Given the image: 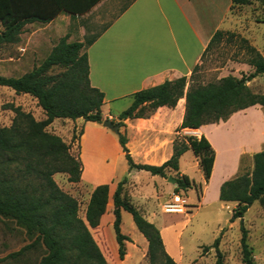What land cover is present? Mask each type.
Listing matches in <instances>:
<instances>
[{
    "label": "trees",
    "instance_id": "obj_1",
    "mask_svg": "<svg viewBox=\"0 0 264 264\" xmlns=\"http://www.w3.org/2000/svg\"><path fill=\"white\" fill-rule=\"evenodd\" d=\"M99 1L0 0V44H17L23 28L28 24H47L60 13L82 15ZM253 1L264 7V0H231L230 10L249 6ZM225 36L237 38L234 33L218 31L205 52ZM240 42L245 45L249 56L247 64L253 69L250 75L240 79L228 76L216 83L202 85L194 80L196 66L189 78L167 81L136 93L129 108L116 118L115 126L123 127L125 120L147 119L160 107L174 109L180 99H184L185 104L178 132L225 122L234 113L254 106L264 107V95L253 94L246 85L264 74V58L247 40L241 38ZM86 46L77 42L69 43L67 37L60 38L40 65L30 72L17 78L0 75V87L30 96L36 100L45 116L43 121H35L30 114L15 110L11 126L0 128V220L13 223L32 240L0 262L15 260L31 248H42L43 256L38 264H107L105 257L114 264L105 229L100 225L111 201L108 225L112 223L120 260L124 256V242L129 241L121 232V213L125 212L147 242L148 263L177 264L166 253L159 230L144 219L124 195L125 181L119 182L113 193H110L107 184L95 187L83 220L78 216L76 201L62 192L52 178L56 173H63L68 176L69 182L77 183L81 168L79 161L68 153V146L59 137L48 133L46 128L54 120L82 119L100 125L103 123L100 105L88 100L81 101L77 93L84 79V71L78 60ZM118 138L130 170L144 171L163 179L167 173H173L174 191L194 189L198 192L199 202L201 184L197 185L187 176H180L178 165L180 157L191 151L198 160L204 183H208L214 151L204 137L176 138L172 156L160 166L135 164L120 133ZM263 198L264 150L252 155L250 173L239 174L221 185L218 199L223 203L236 204L231 212L232 223L235 220L242 221L247 210ZM91 230L98 231L100 246L95 242ZM240 234L242 263L255 264L252 250L246 242L247 231L242 224ZM219 243L220 237L211 247L215 250V264H223Z\"/></svg>",
    "mask_w": 264,
    "mask_h": 264
},
{
    "label": "rangeland",
    "instance_id": "obj_2",
    "mask_svg": "<svg viewBox=\"0 0 264 264\" xmlns=\"http://www.w3.org/2000/svg\"><path fill=\"white\" fill-rule=\"evenodd\" d=\"M228 19L234 21L229 32L234 33L237 38L225 36L205 52L194 73V80L198 84L216 83L228 76L240 79L253 72L247 64L249 56L245 45L240 42L241 38L246 39L264 58V7L255 1L249 6L234 7ZM227 25L228 23L225 28ZM47 35L48 31H43L42 25H27L23 28L17 44H0V75L17 78L40 65L49 54L51 46L58 41L55 31L50 33V36ZM246 85L253 94L264 95V74ZM129 106L130 102L114 103L109 108L103 107V121L110 120L115 125L117 120L107 115L118 117ZM15 110L30 114L35 121L45 119L36 100L0 87V128L11 126ZM179 110L180 106L177 112ZM246 116V119L236 123L237 127L242 129L243 135L235 138L234 143L247 152L240 159L237 175L251 172V152L256 149L249 147L253 142L257 144L264 139L259 130L260 119L264 118V107L259 106ZM77 126L70 120H54L46 131L59 137L68 146L70 156L80 163L81 177L77 183L69 182L68 176L63 173L52 176L59 189L76 201L79 218L84 220L89 197L95 186L111 184L112 190H115L119 182L125 181L124 195L144 219L152 222L158 230L162 229L164 248L178 260L175 261L177 264H215V250L211 247L219 237L223 264H243L239 245L241 224L247 231L246 242L252 250L254 263L264 264V198L247 210L242 221L235 220L231 223V212L236 204L223 203L215 198L214 185L201 203L200 200L198 202V192L194 189L176 193L174 183L168 180L173 179V174L167 173L162 182L159 177H153L147 172L130 170L118 136L102 125L80 121ZM126 148L129 151L128 147ZM260 148L264 150V143ZM193 156V153L188 151L181 161V168L187 169L186 175L198 185L202 183V173L194 166ZM168 205L176 206L175 213H165ZM111 211L110 201L106 216L102 218L100 225L105 229L114 264H149L146 243L130 215L125 212L121 213V232L129 241L124 242V256L122 260L119 259L112 223L108 225ZM163 226L168 229H163ZM91 234L100 246L98 231L91 230ZM31 242L32 240L13 223L0 220V260L18 252ZM100 250L102 252L101 248ZM42 256V248H31L19 258L0 264H38ZM103 256L105 257L104 254ZM105 260L107 264H111L106 257Z\"/></svg>",
    "mask_w": 264,
    "mask_h": 264
},
{
    "label": "crops",
    "instance_id": "obj_3",
    "mask_svg": "<svg viewBox=\"0 0 264 264\" xmlns=\"http://www.w3.org/2000/svg\"><path fill=\"white\" fill-rule=\"evenodd\" d=\"M230 8L231 0H100L82 15L58 14L51 22L43 24L42 30L48 31L47 36L55 31L57 40L67 37L69 43L87 45L78 60L84 79L77 93L81 101L99 104L102 112L103 107L109 108L114 103L131 104L138 92L167 81L189 78L194 67L200 64L213 35L218 31L232 33L229 31L234 21L228 19ZM184 104V99H180L174 109L160 107L147 119L125 120L119 129L120 136L135 164L151 166H160L170 159L177 137H204L214 151V162L207 184L201 175L200 203L213 185L218 199L221 185L237 176L240 159L247 153L234 143L235 138L243 135L236 123L259 106L236 112L226 122L178 132ZM80 121L83 120L72 122L77 126ZM259 130L263 139V117ZM263 143L264 139L250 145V149H256L251 157L262 151L259 146ZM187 152L179 159L180 176H187V169L181 168ZM193 162L199 168L195 156ZM107 185L113 193L111 184ZM163 229L168 228L163 226ZM159 232L162 239V229Z\"/></svg>",
    "mask_w": 264,
    "mask_h": 264
},
{
    "label": "water",
    "instance_id": "obj_4",
    "mask_svg": "<svg viewBox=\"0 0 264 264\" xmlns=\"http://www.w3.org/2000/svg\"><path fill=\"white\" fill-rule=\"evenodd\" d=\"M102 126L115 134L116 136L119 135V127L115 126L110 120H105L102 123ZM169 182L174 183V179L168 178Z\"/></svg>",
    "mask_w": 264,
    "mask_h": 264
},
{
    "label": "built area",
    "instance_id": "obj_5",
    "mask_svg": "<svg viewBox=\"0 0 264 264\" xmlns=\"http://www.w3.org/2000/svg\"><path fill=\"white\" fill-rule=\"evenodd\" d=\"M175 207L176 206H173V205H168L167 206V210L166 211H175L174 209H175Z\"/></svg>",
    "mask_w": 264,
    "mask_h": 264
},
{
    "label": "bare ground",
    "instance_id": "obj_6",
    "mask_svg": "<svg viewBox=\"0 0 264 264\" xmlns=\"http://www.w3.org/2000/svg\"><path fill=\"white\" fill-rule=\"evenodd\" d=\"M165 213L173 214L175 211H165Z\"/></svg>",
    "mask_w": 264,
    "mask_h": 264
}]
</instances>
